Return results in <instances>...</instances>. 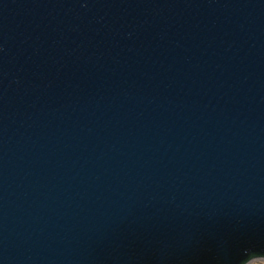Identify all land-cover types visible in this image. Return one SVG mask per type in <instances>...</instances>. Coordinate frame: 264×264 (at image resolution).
I'll return each mask as SVG.
<instances>
[{
	"label": "water",
	"instance_id": "95a60500",
	"mask_svg": "<svg viewBox=\"0 0 264 264\" xmlns=\"http://www.w3.org/2000/svg\"><path fill=\"white\" fill-rule=\"evenodd\" d=\"M264 257V0H0V264Z\"/></svg>",
	"mask_w": 264,
	"mask_h": 264
},
{
	"label": "flooded vegetation",
	"instance_id": "af4514ba",
	"mask_svg": "<svg viewBox=\"0 0 264 264\" xmlns=\"http://www.w3.org/2000/svg\"><path fill=\"white\" fill-rule=\"evenodd\" d=\"M243 264H264V257H253L248 259Z\"/></svg>",
	"mask_w": 264,
	"mask_h": 264
}]
</instances>
